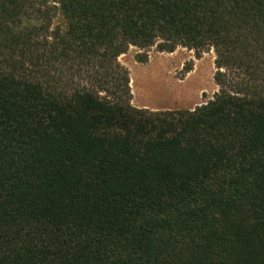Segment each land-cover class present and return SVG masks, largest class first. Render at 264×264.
Instances as JSON below:
<instances>
[{
	"label": "trees",
	"instance_id": "16d2710c",
	"mask_svg": "<svg viewBox=\"0 0 264 264\" xmlns=\"http://www.w3.org/2000/svg\"><path fill=\"white\" fill-rule=\"evenodd\" d=\"M131 47L218 93L135 108ZM0 264H264V0H0Z\"/></svg>",
	"mask_w": 264,
	"mask_h": 264
},
{
	"label": "rangeland",
	"instance_id": "374dc122",
	"mask_svg": "<svg viewBox=\"0 0 264 264\" xmlns=\"http://www.w3.org/2000/svg\"><path fill=\"white\" fill-rule=\"evenodd\" d=\"M148 53L145 64L138 62V54ZM131 74L132 104L151 111L194 110L212 100L219 87L215 82L216 55L206 50L178 48L176 52L161 53L156 47L140 51L131 47L119 59Z\"/></svg>",
	"mask_w": 264,
	"mask_h": 264
}]
</instances>
